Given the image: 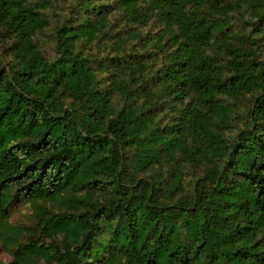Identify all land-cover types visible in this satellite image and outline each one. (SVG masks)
I'll return each mask as SVG.
<instances>
[{
	"label": "trees",
	"instance_id": "1",
	"mask_svg": "<svg viewBox=\"0 0 264 264\" xmlns=\"http://www.w3.org/2000/svg\"><path fill=\"white\" fill-rule=\"evenodd\" d=\"M55 1L0 0V264H264V0H68L49 57Z\"/></svg>",
	"mask_w": 264,
	"mask_h": 264
},
{
	"label": "rangeland",
	"instance_id": "2",
	"mask_svg": "<svg viewBox=\"0 0 264 264\" xmlns=\"http://www.w3.org/2000/svg\"><path fill=\"white\" fill-rule=\"evenodd\" d=\"M43 10L46 11L47 15L50 18V24L44 29L42 33H40V39H41V46L42 49L45 51L46 55L49 57H56L57 56V48L55 43V32L54 28L57 24H59L63 18H67L70 16L71 11V5L68 0H58L55 1V5L48 6L47 8H44ZM113 19L116 17V12L114 11V15L112 16ZM121 26L119 23L114 26L113 31H119ZM8 38L5 40L1 36L0 32V64L1 66L5 65L4 63V54L7 49V41ZM82 49L85 51H102L103 53L107 54L109 52V48L105 46L104 41L102 42H96L89 45V44H82ZM103 73V72H102ZM246 105H249L248 98L243 99ZM235 130H238V127L235 128ZM189 173L199 174V170L194 171V169L189 168ZM192 177V176H190ZM9 221H11L13 224H19L23 226H30L34 223V208L29 202L20 201L17 203L9 216ZM29 231L26 230L23 233V236L21 238L23 240L29 239ZM10 248L5 246L3 240H0V263H9L13 257L14 254ZM43 262V261H42Z\"/></svg>",
	"mask_w": 264,
	"mask_h": 264
}]
</instances>
